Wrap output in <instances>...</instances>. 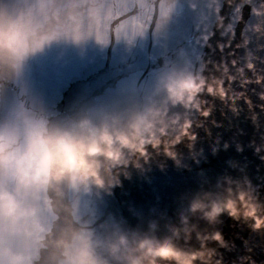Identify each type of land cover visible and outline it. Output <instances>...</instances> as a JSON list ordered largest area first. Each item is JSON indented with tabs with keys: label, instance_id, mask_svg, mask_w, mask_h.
I'll use <instances>...</instances> for the list:
<instances>
[{
	"label": "water",
	"instance_id": "95a60500",
	"mask_svg": "<svg viewBox=\"0 0 264 264\" xmlns=\"http://www.w3.org/2000/svg\"><path fill=\"white\" fill-rule=\"evenodd\" d=\"M49 2L58 8L52 29L62 35L4 82L3 102L23 92L54 118L159 108L156 121L167 128L170 149L184 121L197 135L169 155L163 146L149 147V158L128 153L129 164L106 173L119 183L80 195L81 219L101 235L127 231L184 253L206 245L209 264L215 254L222 264H264V0H157L154 19L138 16L119 37L128 0ZM136 4L146 12L150 0ZM167 76L223 84L227 99L201 91L173 105L161 85ZM208 107L206 117L201 109ZM194 202L202 207L193 211ZM237 202L234 217L206 215ZM217 231L227 246L213 239Z\"/></svg>",
	"mask_w": 264,
	"mask_h": 264
},
{
	"label": "clouds",
	"instance_id": "9594fccd",
	"mask_svg": "<svg viewBox=\"0 0 264 264\" xmlns=\"http://www.w3.org/2000/svg\"><path fill=\"white\" fill-rule=\"evenodd\" d=\"M57 12L49 0H0V264H187L189 259L209 264L213 254L205 252L206 245L184 253L174 244L127 231L101 235L81 219V194L93 185L119 183L106 173L129 164L128 153L149 158V147L160 151L163 146L169 155L186 136L195 140L191 120L184 121L170 149L168 130L156 121L159 108L128 115L98 109L54 118L23 92L10 104L3 102L4 82L19 77L30 56L62 35L52 29ZM161 85L173 105L186 104L201 91L227 99L223 84L217 88L190 76L162 77ZM201 110L206 117L212 112ZM241 206L214 205L206 215L234 217ZM201 207L192 204L193 211ZM213 239L227 246L222 232ZM164 250L169 254L161 255ZM216 256L214 264H222Z\"/></svg>",
	"mask_w": 264,
	"mask_h": 264
},
{
	"label": "snow or ice",
	"instance_id": "6c2138e0",
	"mask_svg": "<svg viewBox=\"0 0 264 264\" xmlns=\"http://www.w3.org/2000/svg\"><path fill=\"white\" fill-rule=\"evenodd\" d=\"M157 8H160L157 0H150V5L147 11H142V8L136 4V0H128V5L126 10H123V14L119 15L117 19L116 35H119L123 32L122 28L125 25H132V22L138 17L145 15L146 19H154ZM143 29H141L142 31Z\"/></svg>",
	"mask_w": 264,
	"mask_h": 264
}]
</instances>
